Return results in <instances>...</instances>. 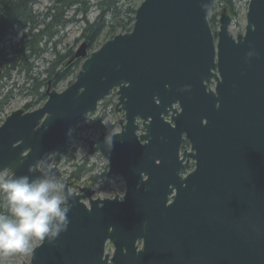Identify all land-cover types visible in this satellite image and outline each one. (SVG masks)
<instances>
[{"label":"water","instance_id":"1","mask_svg":"<svg viewBox=\"0 0 264 264\" xmlns=\"http://www.w3.org/2000/svg\"><path fill=\"white\" fill-rule=\"evenodd\" d=\"M214 3L143 0L131 32L91 54L80 45L75 57L84 60L66 89L49 87L42 107L6 117L0 172L35 180L37 162L65 147L113 88L125 116L120 132L90 142L109 174L124 178V197L93 198L65 184L68 229L41 241L30 264H264V0H250L237 37L222 10L217 40L208 22ZM183 134L197 163L181 179Z\"/></svg>","mask_w":264,"mask_h":264},{"label":"rangeland","instance_id":"2","mask_svg":"<svg viewBox=\"0 0 264 264\" xmlns=\"http://www.w3.org/2000/svg\"><path fill=\"white\" fill-rule=\"evenodd\" d=\"M55 0H35L32 6L34 13L40 15L39 20L42 19V15L46 12L52 2ZM98 0H86L84 6H75L74 9L70 10L66 19L70 21L66 23L65 27L61 29L60 33L52 39V42L47 43L46 39H43L40 45L41 51L39 54L33 56L28 61V64L32 67V71L29 73L31 76L39 77L42 81L46 78L45 70L49 68L50 62L55 57V52L62 55L66 54V51L71 49L72 53H77V49L84 42L81 39V34L85 27V21L88 20L90 23L94 22L98 17L97 9ZM140 0L138 2L141 5ZM215 9H211L209 12L208 22L211 25L213 34L219 31L220 23L219 18L215 25L210 23V18L213 14L221 12L224 8L223 3L226 0L218 1L215 0ZM233 6V16L229 14L231 18V25L229 27V34L237 37L243 35L245 30L246 16L248 13V6L250 0H230ZM138 6V7H139ZM83 12H82V10ZM227 10V9H226ZM86 12V13H85ZM222 13V12H221ZM220 13V15H221ZM110 17L107 18V21ZM112 37L108 34V30H105L99 37L98 45L88 50L89 53L99 49L101 45L109 41ZM19 37H13L12 43L17 42ZM217 40V36H216ZM48 44L47 46L45 44ZM55 51V52H54ZM82 59L78 68H74L73 72L66 80L61 81L55 90L63 91L72 82H74L80 71ZM60 70H57V73ZM1 72V70H0ZM50 83V82H48ZM216 85L214 79L211 80L209 87L212 89ZM47 87L41 91H45ZM54 89V88H53ZM117 89H113L109 97L104 98L98 104V108L95 112L86 115L80 122H78L71 131L69 142L62 152L49 153L43 158V164L56 176V178L63 184L69 183L71 185L70 191L80 193V190L84 187L90 189L93 192V198H113L116 195L123 197L126 190V183L120 175L111 176L109 175V162L106 158L102 157L99 152L92 153L89 151V143L93 139H96L105 132H118L122 128L119 123L125 121L124 112L120 111V107L117 105L118 94ZM46 100V99H45ZM42 100L37 98L34 94L32 84L27 81L25 70H20L19 67L9 70V77H0V126L8 115L13 113L15 110L24 109L27 104L34 105L31 110L39 108L43 105ZM177 106V105H176ZM138 132H143V129L139 128ZM43 167V165H40ZM81 170V179L77 182L70 179V173L72 171ZM2 173L10 176L11 171L9 169L4 170ZM90 181L92 185L89 184ZM74 182L76 185H73ZM87 202V200H85ZM3 207V196L0 195V212H4ZM40 240L33 241V249L40 245ZM142 242H138L141 246ZM106 253L111 255L114 252V247L110 242L107 243ZM32 253H13L10 255H4L0 252V264H30Z\"/></svg>","mask_w":264,"mask_h":264},{"label":"trees","instance_id":"3","mask_svg":"<svg viewBox=\"0 0 264 264\" xmlns=\"http://www.w3.org/2000/svg\"><path fill=\"white\" fill-rule=\"evenodd\" d=\"M34 1L0 0V77H9V70L16 67H19L21 71L25 70L27 81L32 84L34 94L40 100L45 101L47 98L46 90L41 91V89L44 90L45 87H48V82L55 89L61 81L66 80L71 75L75 67H79L81 59L73 58L74 53L71 52V49L67 50L64 55L54 51L55 57L49 63V68L45 70L46 78L42 81L39 77L29 74L33 69L28 61L39 54L43 39H46L47 43H51L52 39L70 21L66 19L67 13L77 5L84 6L86 0H55L47 7L48 9L42 15L41 20H39L40 15L34 13L32 9ZM139 1L98 0L96 4L99 10L98 18L92 23L86 20V25L81 34V39H84L88 44V50H92L98 45L99 37L105 30H108L111 37L120 32H130L133 28L134 15L139 6ZM222 7L233 16L232 1H224ZM213 8H216L215 3ZM220 13L219 11L212 15L211 24L215 25L218 22L217 17L220 16ZM109 17L110 20L107 21ZM13 37H19L14 44L11 41ZM58 69L60 71L57 73ZM33 106L27 104L24 109L30 110ZM80 171V169L72 171L70 179L76 182L81 179ZM88 182L92 185L90 181ZM73 185L76 183L74 182Z\"/></svg>","mask_w":264,"mask_h":264},{"label":"clouds","instance_id":"4","mask_svg":"<svg viewBox=\"0 0 264 264\" xmlns=\"http://www.w3.org/2000/svg\"><path fill=\"white\" fill-rule=\"evenodd\" d=\"M255 54L250 51L247 56ZM112 139L113 136H106L109 146ZM37 164L43 167L36 168L41 176L35 180L28 175L8 176L0 172V195L5 208L0 212V252L4 255L29 253L34 240L53 242L68 229L72 198L43 159Z\"/></svg>","mask_w":264,"mask_h":264},{"label":"flooded vegetation","instance_id":"5","mask_svg":"<svg viewBox=\"0 0 264 264\" xmlns=\"http://www.w3.org/2000/svg\"><path fill=\"white\" fill-rule=\"evenodd\" d=\"M165 118H166V120H169L171 118V113H169L168 116L165 117ZM136 124H137L138 129L139 128L143 129V126H142L143 125V121L141 119H137ZM119 125L122 128L123 121L121 123H119ZM138 129L136 131L137 136H139L140 134L143 133V132H141V133L138 132ZM120 131H118V132H120ZM183 136H184V139H183V141H182V143L180 145L181 149H180V154H179V157L181 158L180 160H182V168H181V171H180V174H179L181 179H184L187 176H189L190 174H192L196 170V163H197V160L194 159V157H190L189 156V154L195 153V151L192 149L190 141L187 139L185 134H183ZM184 154H187V155L184 156ZM143 177H144V180L147 179L146 175H144ZM123 180H124V178H123ZM124 182H125V180H124ZM140 184L141 183L139 182V186H140ZM174 193H176L175 190H174ZM169 202H171V200H169Z\"/></svg>","mask_w":264,"mask_h":264},{"label":"bare ground","instance_id":"6","mask_svg":"<svg viewBox=\"0 0 264 264\" xmlns=\"http://www.w3.org/2000/svg\"><path fill=\"white\" fill-rule=\"evenodd\" d=\"M110 175V174H109ZM111 176H115V175H111ZM70 179V178H69ZM70 181V180H69ZM65 184H68L69 185V183H65ZM64 184V185H65ZM71 187V185H69V188ZM126 191V190H125ZM87 200V199H86ZM88 201V200H87Z\"/></svg>","mask_w":264,"mask_h":264}]
</instances>
